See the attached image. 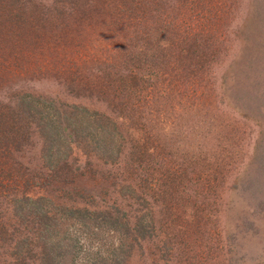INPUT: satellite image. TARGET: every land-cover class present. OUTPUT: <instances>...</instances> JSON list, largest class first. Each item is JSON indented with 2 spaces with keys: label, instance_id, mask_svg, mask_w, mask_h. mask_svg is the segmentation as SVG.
<instances>
[{
  "label": "rangeland",
  "instance_id": "1",
  "mask_svg": "<svg viewBox=\"0 0 264 264\" xmlns=\"http://www.w3.org/2000/svg\"><path fill=\"white\" fill-rule=\"evenodd\" d=\"M16 263L264 264V0H0Z\"/></svg>",
  "mask_w": 264,
  "mask_h": 264
},
{
  "label": "trees",
  "instance_id": "2",
  "mask_svg": "<svg viewBox=\"0 0 264 264\" xmlns=\"http://www.w3.org/2000/svg\"><path fill=\"white\" fill-rule=\"evenodd\" d=\"M115 75V74H114ZM113 75V76H114ZM110 77H112L111 75H110ZM114 78H115V76H114ZM119 79H117V81H118ZM35 212V211H34ZM38 213V212H37ZM47 213L46 212H44V213H42V211H41V213L39 214V216H38V219H44V215H46ZM104 216H107V218H108V215H104ZM43 228H44V233H46L47 234V237H49V226L48 225H43ZM56 240L57 239H53V237H50V238H48V240L47 239H45L44 240V243L45 244H47V246H53L54 247V245H56ZM54 249L57 251V250H59L57 247H54ZM28 250V249H27ZM40 250V249H39ZM55 252L53 253V249L50 247L49 249H47L46 251H43V254H40V255H43L42 257H43V259H44V261L45 262H47V261H49V259H50V256L52 257V256H54L55 257ZM16 264H18V263H16Z\"/></svg>",
  "mask_w": 264,
  "mask_h": 264
}]
</instances>
